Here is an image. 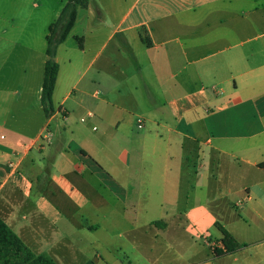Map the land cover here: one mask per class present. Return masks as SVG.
<instances>
[{"label":"crops","instance_id":"obj_1","mask_svg":"<svg viewBox=\"0 0 264 264\" xmlns=\"http://www.w3.org/2000/svg\"><path fill=\"white\" fill-rule=\"evenodd\" d=\"M66 2L44 0L41 28L0 29L23 67L0 72V218L56 264H264V0H90L57 50L47 118ZM216 223L246 247L215 257Z\"/></svg>","mask_w":264,"mask_h":264},{"label":"trees","instance_id":"obj_2","mask_svg":"<svg viewBox=\"0 0 264 264\" xmlns=\"http://www.w3.org/2000/svg\"><path fill=\"white\" fill-rule=\"evenodd\" d=\"M90 0H67L58 18L49 26L47 35V61L44 69V78L41 93V105L45 116L51 118L55 109L53 106V93L55 90L59 64L56 61L57 50L71 33L80 8H87ZM79 47L82 48V39L76 37ZM192 161L187 158V164ZM190 165V164H189ZM264 168V164L261 165ZM196 167H194L195 169ZM195 174V173H194ZM164 225L163 222H156L155 225ZM217 229L221 232L222 247H214L213 255L221 257L237 252L245 244L239 243L236 238L222 225L216 223ZM0 264H56L52 259L44 255H35L17 236L12 229L0 218Z\"/></svg>","mask_w":264,"mask_h":264},{"label":"rangeland","instance_id":"obj_3","mask_svg":"<svg viewBox=\"0 0 264 264\" xmlns=\"http://www.w3.org/2000/svg\"><path fill=\"white\" fill-rule=\"evenodd\" d=\"M25 5V6H24ZM42 5H44V0H17L16 2H10L9 0H0V29L7 30L8 27L13 25V23L21 25V26H31V27H43L45 21L51 20L53 18L44 16L45 10L43 9ZM26 7V10H25ZM30 7V8H29ZM15 10V12H14ZM43 13H41V11ZM22 12L21 16H14L16 12ZM24 14V15H23ZM42 14V15H40ZM31 16V17H30ZM9 52L11 50H8L6 48H0V72L3 74H7L11 71H7L8 69H13L17 73L23 72V67L16 66L15 69L12 67V62L8 61L9 58ZM9 62V63H8ZM198 158H199V152L197 148L193 147V154H191L192 161L187 164V167H190L188 169H191L193 171L194 167H198ZM189 180L192 183V180L194 178L193 173L188 177ZM207 237L202 238V240H197L198 243L196 246H193L190 248V243L183 242V245L181 248L177 250L178 256L181 257L182 262L187 261V257L189 256V253H187L190 249L192 256H194L197 259H200L203 256V250H204V240H207ZM187 255V257H186ZM178 257V258H180Z\"/></svg>","mask_w":264,"mask_h":264},{"label":"built area","instance_id":"obj_4","mask_svg":"<svg viewBox=\"0 0 264 264\" xmlns=\"http://www.w3.org/2000/svg\"><path fill=\"white\" fill-rule=\"evenodd\" d=\"M139 127H141V122H140ZM52 138H53V134H52V133H49V134L46 136V139H47V140H51Z\"/></svg>","mask_w":264,"mask_h":264}]
</instances>
